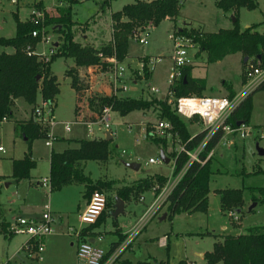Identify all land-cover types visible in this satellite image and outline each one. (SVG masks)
Segmentation results:
<instances>
[{
	"label": "rangeland",
	"instance_id": "rangeland-1",
	"mask_svg": "<svg viewBox=\"0 0 264 264\" xmlns=\"http://www.w3.org/2000/svg\"><path fill=\"white\" fill-rule=\"evenodd\" d=\"M77 1L72 7V19L76 23L73 28L74 40L83 46L98 48L107 44L112 38L110 18L112 13L118 12L123 6L136 1L152 0H114L104 11L100 10V0ZM255 2L257 4L255 9L240 8L238 15L234 17L231 12L226 13L217 9L213 0H183L175 21L164 20L158 26L151 27L140 34L141 38L147 40V45L134 42L131 38L128 44L127 59L123 62L128 78L127 96L150 98L152 95L149 93L148 87L158 88L162 94L165 93L168 86L167 80L173 74L171 62L173 43L170 37L175 28L186 31L191 28H202L206 33H214L219 29L233 28L235 18H237V25L241 30L255 26L256 31L262 33L264 31V0H255ZM40 3L43 6L42 9L38 8ZM44 5L47 7L45 8ZM66 5L65 0H43V2L42 0H18L16 5H12L10 0H0V37L11 38L14 36L13 13H16L21 20H29L32 10H44L48 12L47 17L52 18L57 16V7ZM46 27L52 43L45 46L41 43L36 44L33 50L37 53L44 50L48 53L51 47L61 43L59 35L54 33L51 27ZM2 50L8 53L12 52L11 48H0V51ZM55 51L56 47L54 53ZM195 54L196 50L191 51L193 58L188 66L194 68L193 77L206 80L204 96H228L223 87L224 82L229 84L238 96L244 94L247 87L244 86L246 80L243 73L249 62L244 66L241 54L230 55L213 64H207L205 54H200L198 57ZM145 56L153 60L152 74L147 81L143 78L137 81V77H142L140 66L144 63ZM156 59H158L157 62ZM102 62L107 64L105 58H102ZM72 64L71 59L57 58L50 67L59 83V93L56 95V105L53 109V118L57 123L78 121L81 116L87 114L85 107L76 106L75 93L70 87V80L64 78L66 70L73 68L70 67ZM91 76H93L91 83H85L88 82V79H79L85 80L83 84L87 87V93L83 95L85 99L96 93L102 95L104 89H107L109 78L107 66H92L91 74L89 73L87 77ZM135 80L137 83L133 85L131 82ZM17 105L13 109V116L7 122L0 123V146L4 149V153L0 152V217L3 215L9 221L8 209L13 207L17 209L19 203L23 204L24 201H27L28 204L40 207L39 212L37 209L34 212L24 210L25 213L22 217L32 218L34 217L33 213L41 215L43 204L48 202L52 211L56 213L55 219H58V215H60L63 217V221L57 220L53 224L55 234L45 238L44 250L38 259H29L22 251L26 236L14 235L12 238L6 239L0 234V264H77L73 237L67 234V230L73 228L80 231L83 227L80 223V215L85 210L83 208L85 185L73 184L59 191L48 193L44 188L35 189V183L38 178L48 173L47 160L51 148L55 152L74 149L78 146V140L104 139L105 130L98 125H93V132L90 134L84 125H73L69 132H65L62 125L56 124L52 130L53 135L65 138L66 141L55 140L52 141L53 147H46V140H35L32 144V152L37 165L30 172L29 179L21 180L19 185H15L11 178V162L13 159H21L27 151V143L15 131V124L27 118L31 109L22 99ZM75 110L78 111V116H75ZM89 112L91 111L89 110ZM110 115L111 130L115 134L110 144V149L113 150L112 155L105 163L93 161L83 163L84 174L93 182H114L111 190L101 191L107 196L108 202L112 204V208H108L107 212L114 209L115 199L118 198L116 193L119 188L130 186L135 181L157 173L168 176L171 168V165L148 164L150 158L156 159L160 154V150L151 142L152 138L147 136L150 126L158 120L156 113L135 111L125 117L114 112ZM248 127L251 134L245 139H241L237 134L229 138L232 145H219L214 150L213 155L215 154L214 159L216 160L214 166L219 170V173L212 176L211 179L207 212H197L192 215L179 213L170 220L160 221L159 216L166 211V207H164L157 213L158 215L156 214L149 220L146 228L137 235L135 241L133 240L131 245L126 248L127 250L120 255L115 264H121L124 259H129L132 264H138V262L148 260V257L152 261L155 259L167 262V264H178L186 259V263L204 264V261L194 256L195 252H209L212 250L213 244L221 242L225 235H239L249 227L264 225V203L253 202L250 192V189L264 187V157L259 156L257 152V148L264 149V90L257 91L252 95V112ZM200 128V125L187 124L191 135L197 133ZM56 139L58 138L56 137ZM168 146L167 155L176 152V146L171 145L169 140ZM170 160L172 161L173 158L171 157ZM126 163L138 164V171L127 168ZM30 182L34 184L31 187L29 186ZM224 189L243 190V206L240 212L236 210L221 211L217 192ZM46 194H49L48 199L43 198ZM143 196L144 204L140 202V198ZM153 196V192L144 193L137 200L126 202L124 213L118 215L117 218L111 214L107 216L102 224L92 230L96 233L94 245L105 251L110 243L118 240V236L114 234L117 228L121 229L124 234L133 231ZM256 196L258 197V195ZM38 203L39 206H37ZM230 212L237 213V222L231 221L228 216ZM15 215H19L18 210ZM15 219L8 223L1 220L0 224L5 223L9 228ZM59 224L61 226H58ZM61 227H63L62 231ZM99 235L102 236L100 242L97 240ZM163 237L169 238L166 247L160 246L159 240ZM155 263L159 264L160 262L153 264Z\"/></svg>",
	"mask_w": 264,
	"mask_h": 264
},
{
	"label": "trees",
	"instance_id": "trees-1",
	"mask_svg": "<svg viewBox=\"0 0 264 264\" xmlns=\"http://www.w3.org/2000/svg\"><path fill=\"white\" fill-rule=\"evenodd\" d=\"M66 6L57 7V16L46 18L45 25L53 29L59 35L61 43L56 46L54 55L47 63L37 56H28L27 47H33L39 39L31 38L30 33L34 26L29 20L21 21L17 14H13L15 22V34L11 38L0 37V48H11L12 52L0 51V122L2 119L8 121L13 116L15 101L22 99L31 107L39 102V99L55 103L56 95L59 93V83L56 76L51 71V64L57 58L71 59L74 67L66 70L65 76L70 79V87L76 95H82L87 87L78 81L77 71L91 66H107L102 62V58L114 56L118 62H123L128 54V44L133 35L138 31L148 30L158 26L164 20L175 21L179 15V10L183 0H152L136 1L125 5L118 12L112 13L111 29L112 38L98 48L93 46H83L77 43L74 38L73 9L76 0H65ZM114 0H100V10L109 8ZM217 9L223 12H231L234 17L238 15L240 8L253 10L257 7L255 0H213ZM42 9V4H38ZM235 18L234 27L231 29H219L214 33H205L202 28H191L188 31L175 28L174 32H179L191 38L197 51L195 56L205 54L207 64H213L223 60L225 57L234 54H241L242 58H247L243 65L260 63L264 67V31L259 33L255 26L241 30ZM148 58H144L142 77H137V81L148 80L152 72L147 66ZM192 66H186L181 70V77L174 81L172 91L174 98L180 97H202L206 90V80L192 77ZM39 78V79H38ZM135 80V81H136ZM245 82L243 78V83ZM245 84V83H244ZM223 87L228 92V98H233L235 92L226 82ZM264 90V82L251 92L231 113L227 124L232 127L238 123L248 125L252 112V95L257 91ZM79 96V97H80ZM78 97V99H79ZM81 99V97H80ZM79 99V102H80ZM89 110L94 115H99L103 108L110 107L111 111L121 117L141 111L146 113L152 111L157 114V118L168 121L179 134L181 143L187 142L192 135L187 129V123L177 116L168 104V99L161 96H151L150 98H116L100 94H93L87 98ZM77 111V110H76ZM95 119V118H92ZM15 131L27 143V151L21 159L12 160L11 178L15 182L30 178V172L36 167V162L32 158V144L35 140H46L49 128L34 122L31 115L28 120L16 122ZM218 134L207 144L205 151L201 154V159H205L218 141ZM203 135H196L187 143L189 151L197 147L202 141ZM112 139H91L78 140L77 148L66 149L62 152L51 151L49 158V179L51 192L59 191L64 187L73 184L85 185V196H89L95 191L113 188L114 182H93L84 174V162L93 161L105 163L113 153L110 149ZM156 147L164 153L166 158H175L176 152L167 155L168 141L165 139H152ZM215 155V154H214ZM212 155L204 165L193 164L185 176L169 196L166 204L167 219H172L179 213H206L208 209V195L210 194V183L212 176L219 173L215 169L216 160ZM169 158V159H170ZM187 157L180 154L176 160V171L180 170ZM168 176L165 174H153L143 179L135 181L130 186H123L117 190V197L124 203L130 200H137L139 196L147 192L155 195L165 185ZM157 187V188H156ZM252 201L264 203V187L250 189ZM219 196L220 209L223 212L230 210H241L243 206V190L224 189L217 192ZM258 195V197L256 196ZM162 207V208H163ZM111 203H107L106 211L98 218L97 222L81 232L84 238L90 232L105 221L111 214ZM5 223L0 224V234L6 239L13 237ZM92 237L93 234H90ZM85 239V238H84ZM122 241V237L112 244L110 252ZM204 264H264V225L252 226L239 235H225L221 242L213 244L212 250L203 255ZM148 264V263H142ZM159 264H167L160 262ZM178 264H187L180 261Z\"/></svg>",
	"mask_w": 264,
	"mask_h": 264
},
{
	"label": "built area",
	"instance_id": "built-area-1",
	"mask_svg": "<svg viewBox=\"0 0 264 264\" xmlns=\"http://www.w3.org/2000/svg\"><path fill=\"white\" fill-rule=\"evenodd\" d=\"M18 0H10L12 5H16ZM48 16V12L44 10H32L30 23L34 26L31 31L30 36L34 39H39L38 44L49 45L52 43L51 36L47 34L48 28L46 27L45 20ZM144 31H138L133 35L134 42H138L141 45H147V40L141 38L140 34ZM171 41L173 43V50L171 56V62L173 67V74L167 80V88L165 93H161L158 88L148 87V91L153 96L166 97L168 99V104L172 106L175 114L179 116L184 122L189 125L196 124L200 125L201 128L197 133L192 135V137L185 143H181L179 139V134L173 129V126L165 120L158 119L153 123L147 133V136L152 139H165L169 140L171 145L176 146V157L173 158L167 165H171L170 174L168 175V180L165 185L159 190V192L154 196L152 202L148 206L147 210L143 216L138 220L136 228L126 233L125 238L110 252L104 251L96 247L93 243L81 237V230H74L73 228H68L67 234L74 237L77 242L76 245V260L77 264H115L119 259L120 255L125 252L137 235L145 228L153 217L159 212L160 209L166 204L169 196L173 193L175 188L181 182L185 176L188 169L193 164H198L200 166L204 165L206 161L213 155L214 150L219 145H232L230 137L239 134L241 139H245L251 134L248 125L244 123H238L237 126L232 127L227 124L231 113L235 108L256 88H258L264 82V67L260 66L257 62L256 65L248 63L246 65V71L243 76L246 80L244 86L247 90L242 96H234L233 98H228L226 96L212 97V96H202V97H180L174 98V93L172 91V86L175 80L181 77L182 68L188 66L191 62V51L196 49L191 38L179 33L174 32L171 36ZM52 46V45H51ZM56 47V46H55ZM51 47L48 50L37 53L31 47H27L26 53L28 56H37L43 62L47 63L49 59L54 55V48ZM147 64L149 71L153 70V60L149 58ZM158 59H156L157 62ZM108 68V84L107 89H104L102 95L108 97L124 98L127 96L128 84L126 76V66L117 61V59L112 56L110 58H105ZM144 63L141 64L140 69L143 73ZM88 73H91L92 66L86 68ZM85 82V80H81ZM133 85L136 81L131 82ZM87 93L85 90L81 95L79 108L82 106L87 109V114L81 116L78 121L73 122H60L57 123L53 118V109L55 107L54 103L48 101L40 100L36 106L33 107L31 112V118L34 122L47 126L49 128L48 138L45 141L46 147H52V141L56 140L53 135L52 130L56 124L63 126L65 132H69L71 126L73 125H84L86 130L92 134L93 125H98L103 130H105V137L109 134L111 139L115 134L111 130L112 119H111V108L105 107L99 115H94L89 112V105L87 99L84 98V94ZM95 118V119H92ZM7 122L6 119H2L0 123ZM203 135L200 144L193 150L189 151L187 149V143L190 142L196 135ZM218 134L216 146L209 151L205 159H201V154L205 151L207 144L212 141ZM96 139V138H95ZM98 140V139H96ZM0 152L4 153V149L0 146ZM180 154H185L187 157L186 162L182 168L176 171V160ZM149 165H165L161 161L160 157L156 159L150 158L148 160ZM39 186L46 189L48 193L51 192V184L49 176L42 178L39 181ZM157 188V187H156ZM49 194L44 196V199H48ZM143 198H140V202ZM108 203L107 196L101 191L93 192L87 203V206L83 213L80 215V223L86 225L87 227L95 224L101 214L106 211ZM231 221H238L237 213H228ZM55 223L54 216L51 211V207L48 202L43 204L42 213L38 218H23L18 217L15 219L13 224L8 228V232L11 235H24L27 237L26 241L22 245V251H24L29 259H36L44 250L43 241L46 237L54 233L53 224Z\"/></svg>",
	"mask_w": 264,
	"mask_h": 264
},
{
	"label": "crops",
	"instance_id": "crops-1",
	"mask_svg": "<svg viewBox=\"0 0 264 264\" xmlns=\"http://www.w3.org/2000/svg\"><path fill=\"white\" fill-rule=\"evenodd\" d=\"M77 1V0H76ZM42 2H43V0H42ZM78 2V1H77ZM44 7L46 8L47 6H45L44 5ZM13 14H16V13H13ZM21 20V19H20ZM21 21H24V20H21ZM249 28V27H248ZM247 29V28H246ZM206 33V32H205ZM172 36V35H171ZM171 38V37H170ZM235 55V54H234ZM230 56V55H229ZM145 57H148V56H145ZM228 57V56H227ZM226 58V57H225ZM126 59H127V57H126ZM222 61V60H221ZM124 62V61H123ZM123 62H121L122 64H124ZM70 67H74V64H72V66H70ZM193 70H194V68H193ZM193 70H192V72H193ZM86 71V72H85ZM80 73V74H79ZM89 73H88V71H87V69L85 68V69H79L78 71H77V78H78V81H80L81 82V80H79V79H88V82H85V83H91V80L93 79V76H91V77H87V75H88ZM91 74V73H90ZM84 75V76H83ZM193 77V76H192ZM64 78H67L66 76H64ZM193 78H195V77H193ZM69 79V78H68ZM89 79H90V81H89ZM70 80V79H69ZM83 84H84V82H82ZM232 88V87H231ZM72 89V88H71ZM73 90V89H72ZM74 91V90H73ZM234 91V90H233ZM227 92V91H226ZM235 92V94L237 95V92L236 91H234ZM74 93H75V104H76V106L78 105V103H79V99H78V96L76 95V92L74 91ZM228 93V92H227ZM222 96H225V95H222ZM227 97V96H226ZM21 99H18V100H16L15 101V107L16 106H18L17 104H18V102L20 101ZM31 108V107H30ZM76 108V107H75ZM24 113L26 114V111L24 110ZM30 115H31V109H30V111H29V113H28V115H27V118H24L23 120H28L29 119V117H30ZM75 116H78V111H76L75 110ZM55 137H57L58 139H56V141H60V140H64V141H66L65 140V138H62V137H58V136H56V135H54ZM53 145V144H52ZM53 147V146H52ZM218 147V146H217ZM216 147V148H217ZM64 150H66V149H64ZM64 150H62V151H64ZM51 151H54L52 148H51V150H50V152H49V157H48V160H47V162H48V173H47V175H45V176H43V177H40V178H38L37 180H36V183H35V186H36V188L35 189H39V188H42V187H40L39 186V181L42 179V178H45V177H47L48 175H49V158H50V153H51ZM62 151H59V152H62ZM161 152V151H160ZM215 153V152H214ZM166 157V156H165ZM32 158L34 159V157H33V152H32ZM169 159V158H168ZM13 160H16V159H13ZM35 160V159H34ZM35 162H36V160H35ZM36 165H37V163H36ZM166 166H167V164H165ZM169 166V165H168ZM14 181V180H13ZM21 183V181H19V182H15L14 181V184L15 185H19ZM33 183H29V186L31 187V185H32ZM34 185V184H33ZM28 186V187H29ZM29 189H31V188H29ZM43 198H44V196H43ZM143 198V201L141 202V203H145V198H144V196L142 197ZM88 201H89V196H85V193H83V208H86V206H87V203H88ZM43 202V201H42ZM139 202V201H138ZM151 202H152V200H151ZM40 204L38 203V205L37 206H39ZM150 205V204H149ZM147 208H148V206H147ZM147 208H146V210H147ZM164 208V207H163ZM162 208V209H163ZM35 209H37V212H39V210H40V207H35L34 205H31V204H28L27 203V201H24V203L23 204H21V203H19V206L17 207V209L16 208H10V209H8V211H7V216H9V221H8V219H6L5 217H3V215L0 217V222H1V220H4V222H6V223H8V222H11V220L13 221L15 218H17V217H22L23 216V213H25L24 212V210H28V211H31V212H34V210ZM16 210H18V212H19V215H15L16 214ZM112 210H114V209H112ZM124 210H125V203H124V207H123V213H124ZM145 210V211H146ZM161 210V209H160ZM160 210H159V212H160ZM51 211H52V209H51ZM113 212V211H112ZM111 212V213H112ZM122 213V214H123ZM145 213V212H144ZM143 213V214H144ZM52 214H53V216H54V219H55V215H56V213L55 212H53L52 211ZM34 217H32V218H38L40 215L38 214L37 215V213H33L32 214ZM118 215H120V214H118ZM117 215V216H118ZM158 215V214H157ZM163 215H165V218L164 219H162L161 220V218H162V216ZM16 216V217H15ZM38 216V217H37ZM117 216L116 217H114V218H117ZM143 216V215H142ZM141 216V217H142ZM140 217V218H141ZM62 216H60V215H58V219H55V222L58 220L59 222H62L63 220H62ZM139 218V219H140ZM138 219V220H139ZM167 219V212L165 211V212H162V214L159 216V220L160 221H164V220H166ZM58 224V223H57ZM83 225V224H82ZM148 225V224H147ZM146 225V226H147ZM58 226H61V224H59ZM146 226H145V228H146ZM88 227L86 226V225H83V227H82V229H81V231H83V230H85V229H87ZM144 228V229H145ZM61 229V231L63 230V227H61L60 228ZM143 229V230H144ZM224 229V228H223ZM142 230V231H143ZM60 233H62V232H60ZM91 234H93V236L91 237V236H89V235H86L84 238L85 239H87L88 241H90L91 243H93V244H95V238H96V233L94 232V231H91L90 232ZM141 233V232H140ZM139 233V234H140ZM55 234V230H54V233L52 234V235H50V236H48V237H51V236H53ZM114 234H116L117 236H118V240H119V238H120V236L122 237V239H124L125 238V235H126V233L124 234V233H122V231H121V229L119 230L118 228L116 229V231L114 232ZM138 234V235H139ZM48 237H46V238H48ZM98 239V241L100 242L101 240H102V236H98L97 237ZM137 238V237H136ZM135 238V239H136ZM45 240V239H44ZM117 240V241H118ZM168 240H169V238L167 237H163V238H161L160 240H159V242H160V246H167V244H168ZM116 241V242H117ZM135 241V240H134ZM73 242H74V247H75V256H76V245H77V242H76V240L74 239V237H73ZM116 242H112V243H110L109 244V246H108V249L107 250H105V251H109L110 250V246L112 245V244H114V243H116ZM43 244H44V241H43ZM72 246H73V244H71ZM131 251H133V249H131ZM206 252H204V253H202V252H195L194 253V256L195 257H198L199 258V260H202L203 261V255L205 254ZM125 255V254H124ZM39 258V257H38ZM38 258H36V259H38ZM187 260V259H186ZM186 260H184V261H186ZM122 261H124V262H122L121 264H132V262L129 260V259H124V260H122ZM154 262H163V261H157V260H150V257H148V260H145V261H143V262H138V264H142V263H148V264H153ZM156 264V263H155ZM187 264H190V263H188L187 262ZM192 264V263H191Z\"/></svg>",
	"mask_w": 264,
	"mask_h": 264
},
{
	"label": "water",
	"instance_id": "water-1",
	"mask_svg": "<svg viewBox=\"0 0 264 264\" xmlns=\"http://www.w3.org/2000/svg\"><path fill=\"white\" fill-rule=\"evenodd\" d=\"M244 61H247V58L244 59ZM39 79V78H38ZM111 137L109 134L106 135L105 140H110ZM258 155L261 157H264V149H259L257 148ZM159 157L163 164H168L169 159L165 157L164 153L161 151L159 154ZM125 166L133 171H138L139 165L136 163H126ZM123 207H124V202L118 198L115 199V205H114V210L111 213L112 216L116 217L118 214L123 213ZM165 218V215L162 216L161 220Z\"/></svg>",
	"mask_w": 264,
	"mask_h": 264
}]
</instances>
